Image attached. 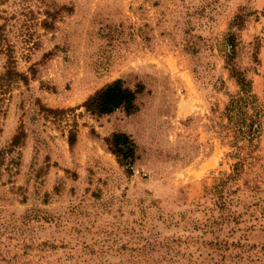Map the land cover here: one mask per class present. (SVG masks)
<instances>
[{
    "label": "rangeland",
    "instance_id": "374dc122",
    "mask_svg": "<svg viewBox=\"0 0 264 264\" xmlns=\"http://www.w3.org/2000/svg\"><path fill=\"white\" fill-rule=\"evenodd\" d=\"M231 34L253 141L227 114ZM117 78L144 85L139 110L86 112ZM0 264H264V0H0Z\"/></svg>",
    "mask_w": 264,
    "mask_h": 264
},
{
    "label": "trees",
    "instance_id": "16d2710c",
    "mask_svg": "<svg viewBox=\"0 0 264 264\" xmlns=\"http://www.w3.org/2000/svg\"><path fill=\"white\" fill-rule=\"evenodd\" d=\"M229 53L227 54L231 74L236 78L240 91L233 95L227 106V114L231 122L235 125L237 138L253 141L257 138L262 129L261 113L262 105L258 103L257 95L253 91L252 81L239 69L235 63L236 40L231 34L228 38ZM13 67L8 69L7 75L12 78V74L20 75ZM21 79L28 82L27 75H20ZM145 90L144 85L139 84L135 88L128 86L124 79L112 80L92 93L82 104L86 112L91 115L102 117L109 115L118 109H124L127 114H132L139 110L138 97ZM49 114L55 117H63L72 108H49L44 107ZM25 137V131L20 130L14 135L11 148L20 145ZM77 141V128L69 130V143L74 145ZM109 150L117 157L119 163L125 167L128 174L134 171V165L138 159V145L132 135L125 131L113 132L105 138ZM241 163H237V167Z\"/></svg>",
    "mask_w": 264,
    "mask_h": 264
}]
</instances>
